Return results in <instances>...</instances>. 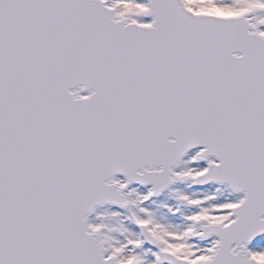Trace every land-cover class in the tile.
<instances>
[{"label": "snow or ice", "instance_id": "snow-or-ice-1", "mask_svg": "<svg viewBox=\"0 0 264 264\" xmlns=\"http://www.w3.org/2000/svg\"><path fill=\"white\" fill-rule=\"evenodd\" d=\"M0 264H264V0H0Z\"/></svg>", "mask_w": 264, "mask_h": 264}]
</instances>
